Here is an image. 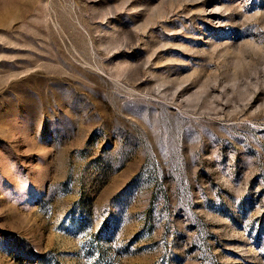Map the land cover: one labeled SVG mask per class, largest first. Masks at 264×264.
I'll use <instances>...</instances> for the list:
<instances>
[{
    "label": "rangeland",
    "instance_id": "obj_1",
    "mask_svg": "<svg viewBox=\"0 0 264 264\" xmlns=\"http://www.w3.org/2000/svg\"><path fill=\"white\" fill-rule=\"evenodd\" d=\"M0 264H264V0H0Z\"/></svg>",
    "mask_w": 264,
    "mask_h": 264
}]
</instances>
